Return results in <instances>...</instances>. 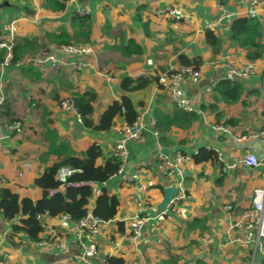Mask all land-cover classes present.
Masks as SVG:
<instances>
[{
    "label": "crops",
    "instance_id": "obj_1",
    "mask_svg": "<svg viewBox=\"0 0 264 264\" xmlns=\"http://www.w3.org/2000/svg\"><path fill=\"white\" fill-rule=\"evenodd\" d=\"M249 9L247 0H65L62 10L45 0H0V41L8 39V24L17 22L12 58L0 66V92L5 98L0 115L4 122H22L19 132H7L0 148V191L8 189L21 199L41 198L35 180L58 161L48 155L47 132L77 156L97 146L101 156L96 165H104L114 156L118 130L129 122L117 114L109 129L93 128L103 112L124 97L141 115L143 139L128 142L121 174L93 185L89 207L102 188L119 200L115 217L93 238L94 263L108 264L107 258L114 257L123 264H264V240L245 245L244 232L232 227L242 221L253 190L264 188V162L256 167L240 162L247 153L264 154L259 138L264 131V52L257 60H247L246 52L230 40V24L250 18ZM254 10L257 18L251 19L259 22L264 47V0H258ZM81 13L90 18L88 40L73 35L71 19ZM179 14L181 18L176 17ZM206 31L220 40L218 53L207 44ZM60 34L69 44L55 41ZM123 38L125 45L129 39L140 45L142 54L124 57L119 45ZM68 45L81 52L61 49ZM1 52L0 62L5 50ZM49 55L58 60V68L49 61L36 62ZM179 56L200 60V76L180 87L189 112L178 109L159 84L169 70L184 66ZM248 64H253L249 77L235 81L243 86L242 96L225 103L216 85L225 80L227 66ZM140 77L155 79L141 90L121 87L124 78ZM84 93L95 95L90 128L75 109L61 107ZM178 114L191 119L177 118ZM214 125H229L231 130L215 132ZM200 149L216 152L217 160L196 163ZM177 154L183 157V174L169 178L161 164ZM122 175L132 177L133 183H123ZM181 179L178 198L159 209L163 188ZM139 216L145 220L134 235L129 223ZM22 218L20 214L9 221L0 211V264H80L70 262L82 251L69 222L42 216L43 232L32 241L13 230ZM55 237L65 249L37 244Z\"/></svg>",
    "mask_w": 264,
    "mask_h": 264
},
{
    "label": "trees",
    "instance_id": "obj_2",
    "mask_svg": "<svg viewBox=\"0 0 264 264\" xmlns=\"http://www.w3.org/2000/svg\"><path fill=\"white\" fill-rule=\"evenodd\" d=\"M55 3L57 9L65 8V0H45ZM71 25L75 29L73 35L81 36L89 39L90 35V18L88 16L76 15L71 19ZM58 44H69L68 38L64 34L56 36ZM259 22L251 18H237L233 20L230 26V40L239 48L246 52L247 60H257L262 57L264 47L260 43ZM122 39V38H121ZM205 39L207 44L218 53L221 48L220 40L215 35L206 31ZM54 41V39H53ZM124 57L132 55H141L142 48L135 41L129 39L124 43V38L119 44ZM119 46V50H120ZM0 57L3 52H0ZM180 64L184 66H193L198 68L200 65L199 59L189 60L185 56H179ZM152 79L150 77H140L136 80L124 78L121 87L128 91L141 90L147 87ZM216 91L225 103L232 104L237 102L242 96L243 86L239 82H230L222 80L216 85ZM95 99L93 93H84L77 96L73 100V107L81 116V120L85 127H93L90 118L93 108L92 102ZM122 102L113 103L102 114L101 120L93 129L96 131H105L109 129L113 117L117 114L124 116L127 122L132 123L136 118V113L126 98L123 97ZM186 118L190 120L191 116L186 117L184 114H178L177 118ZM54 133L47 132L48 155L58 157V161L47 168L45 172L35 180L36 185L42 190L40 199L33 201L29 198L21 199L18 195L12 193L8 189L0 191V211L4 219L13 220L16 216L22 214L24 218L20 220L21 225H13L14 232H23L32 241H38L39 235L43 232L44 225L39 217L58 215H68L73 220H78L86 215L90 200L94 198L95 190L93 185L106 182L113 174H115L120 162L118 158L111 157L107 159L102 166L96 165V160L101 156L100 149L91 145L81 156L69 148L68 144L58 142V137H51ZM216 161L217 153L211 150L200 149L194 156L196 163L205 161ZM61 167H70L75 172L68 177L63 190H59L50 195L51 190L60 189V183L56 180L57 170ZM119 205L118 197L108 195L105 188H102L101 193L95 198L94 208L92 213L94 216L104 220H112ZM108 264H123V260L114 257L107 258Z\"/></svg>",
    "mask_w": 264,
    "mask_h": 264
},
{
    "label": "built area",
    "instance_id": "obj_3",
    "mask_svg": "<svg viewBox=\"0 0 264 264\" xmlns=\"http://www.w3.org/2000/svg\"><path fill=\"white\" fill-rule=\"evenodd\" d=\"M258 0H247V3L250 6L249 9V17L257 18L254 7L257 5ZM224 15L227 14L223 11ZM81 15H85L81 13ZM177 18H181L182 15L179 14L176 16ZM232 24V23H231ZM230 24V26H231ZM229 26V30H230ZM6 28L8 39L4 41H0V52L5 50V55L3 60L0 62V66L9 64L12 58V47L14 44V40L17 32V22L11 21ZM61 49L65 52H81L80 49L75 48L72 45L62 46ZM29 61H33L30 59ZM49 61L52 65L53 69L58 68L59 62L53 55H49L44 59L36 60L38 64H43ZM227 70L225 73V80L230 82H235L237 80H244L249 77V75L253 71V64H248L244 68H238L234 66H227ZM201 67L193 68L191 66H180L177 69L169 70L160 80L159 84L164 91L167 92L170 99L174 103V105L183 111L189 112L190 106L189 101L182 95L181 85L187 79H195L200 76ZM210 88L207 90L209 91ZM4 96L0 92V112L2 105L4 103ZM61 107L67 110H74L73 101L66 100L61 103ZM141 115H137L135 120L132 123L124 124L119 130L118 133L120 135L116 146L114 147V157L118 158L120 162V167L118 169V173L121 174L123 172V164L125 163L128 156L127 144L128 142H140L143 139V124L141 123ZM22 128L21 121H12V122H4L1 119L0 115V148L3 147V143L7 138V132H19ZM213 129L215 132H230L231 127L229 125H214ZM259 138L261 142L264 144V131L259 133ZM241 164L247 167H256L260 163L264 162V154L256 155L247 153L242 159ZM161 164V168L164 174H166L169 178H173L174 175L182 176V168L180 164L183 163V157L177 154L173 159L164 158ZM234 165H230L229 168H233ZM75 170L70 167H61L57 170L56 180L60 183V189L51 190L50 195L54 194L59 190H63V187L67 183L68 177H70ZM116 172V173H117ZM115 173V174H116ZM122 182L126 184L133 183V178L130 176L122 175ZM168 187H174L177 189L183 188L182 179L180 181H175L171 184H168L163 189L165 190ZM179 195V191H178ZM178 195L175 196L171 201L178 198ZM136 206L139 209L141 207V202H136ZM94 208V207H93ZM92 207L87 208V213L85 216L78 220H73L68 215H58L61 217V220L65 222H69L72 226L75 239L77 245L81 248V254L70 258V262L74 263L76 260L80 264H95L93 258L97 256V246L94 242L93 238L101 233V230L106 227L109 221H104L92 213ZM227 209H231L230 206ZM41 218V217H39ZM145 219L142 217L134 218L129 223L132 228L133 234L138 235L140 229L142 227V222ZM233 228H237L240 231L244 232L243 244L252 245L253 243L259 242V240H264V188H255L252 192L250 206L244 211L242 216V221L235 223ZM86 239L90 240L89 242ZM38 245H43L49 249H65V244L62 240L57 239L56 237L52 240L39 241ZM67 264V263H64Z\"/></svg>",
    "mask_w": 264,
    "mask_h": 264
},
{
    "label": "water",
    "instance_id": "obj_4",
    "mask_svg": "<svg viewBox=\"0 0 264 264\" xmlns=\"http://www.w3.org/2000/svg\"><path fill=\"white\" fill-rule=\"evenodd\" d=\"M178 195L177 189L174 187H168L164 190V197L162 200V203L159 205V209H164L170 202L171 200Z\"/></svg>",
    "mask_w": 264,
    "mask_h": 264
},
{
    "label": "rangeland",
    "instance_id": "obj_5",
    "mask_svg": "<svg viewBox=\"0 0 264 264\" xmlns=\"http://www.w3.org/2000/svg\"><path fill=\"white\" fill-rule=\"evenodd\" d=\"M18 169H21L23 172H25V170H24V168H23L22 166H19V168H18ZM18 169H17V170H18ZM39 174H41V173H39ZM37 192H38V191H37ZM36 194H37V193H36ZM39 196H40V194H39ZM259 257H260V256H259V255H257V256H256V260H258V259H259Z\"/></svg>",
    "mask_w": 264,
    "mask_h": 264
}]
</instances>
